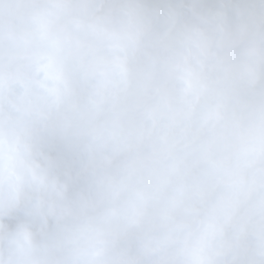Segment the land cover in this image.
Returning <instances> with one entry per match:
<instances>
[{
  "label": "clouds",
  "instance_id": "obj_1",
  "mask_svg": "<svg viewBox=\"0 0 264 264\" xmlns=\"http://www.w3.org/2000/svg\"><path fill=\"white\" fill-rule=\"evenodd\" d=\"M0 264H264V0H0Z\"/></svg>",
  "mask_w": 264,
  "mask_h": 264
}]
</instances>
